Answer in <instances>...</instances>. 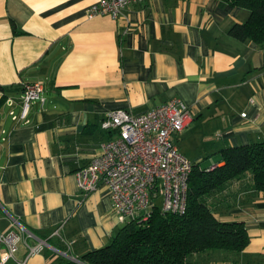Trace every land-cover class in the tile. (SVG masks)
<instances>
[{"label": "crops", "instance_id": "crops-1", "mask_svg": "<svg viewBox=\"0 0 264 264\" xmlns=\"http://www.w3.org/2000/svg\"><path fill=\"white\" fill-rule=\"evenodd\" d=\"M97 1L0 0V98H13L19 112L23 85L36 81L45 83L46 97L28 123L14 120L6 101L0 107V231L18 220L65 249L52 236L63 224L77 257L108 244L123 226L109 188L84 197L76 176L109 137L101 128L108 111L141 113L182 99L194 118L174 139L201 166L217 162L222 148L264 138V52L228 34L247 9L222 0H143L118 18L89 17ZM251 178L211 198L217 218L245 222V251H213L195 264H264V192ZM28 250L21 243L8 264H54L61 255Z\"/></svg>", "mask_w": 264, "mask_h": 264}, {"label": "built area", "instance_id": "built-area-1", "mask_svg": "<svg viewBox=\"0 0 264 264\" xmlns=\"http://www.w3.org/2000/svg\"><path fill=\"white\" fill-rule=\"evenodd\" d=\"M137 1L143 0H98L90 6L88 16L118 18ZM44 93L45 83L26 82L20 96L19 112L13 98L6 100L11 107L12 118L28 123L34 103H45ZM251 101L254 102L253 99ZM242 116H246V112H242ZM193 118L191 106L178 97L141 113L123 108L108 111L101 121V128L109 137L101 144L100 153L76 172L81 194L86 197L101 185H106L121 224L131 220L146 224L157 208L163 213L184 214L188 206L193 162L180 150L174 137L182 134ZM62 227L63 224L52 236L59 237L66 244L65 250L30 233L18 220H14L10 228L0 231V264L14 260L23 242L29 249L28 256L51 248L81 262L71 254L72 243L64 241ZM17 264H25V261Z\"/></svg>", "mask_w": 264, "mask_h": 264}, {"label": "trees", "instance_id": "trees-1", "mask_svg": "<svg viewBox=\"0 0 264 264\" xmlns=\"http://www.w3.org/2000/svg\"><path fill=\"white\" fill-rule=\"evenodd\" d=\"M222 1L249 11L245 21L229 27L228 34L242 42H255L264 52V0ZM4 101L2 96L0 107ZM247 174L252 186L264 192V138L222 148L218 161L210 165L193 162L184 214L154 209L149 222L122 224L108 244L78 256L81 262L58 255L54 264H195L213 251L241 253L250 242L245 222L217 218L211 198Z\"/></svg>", "mask_w": 264, "mask_h": 264}, {"label": "rangeland", "instance_id": "rangeland-1", "mask_svg": "<svg viewBox=\"0 0 264 264\" xmlns=\"http://www.w3.org/2000/svg\"><path fill=\"white\" fill-rule=\"evenodd\" d=\"M21 99V98H20ZM7 100V99H6ZM9 109L11 108L10 106L8 107ZM7 108V109H8ZM187 144L189 145V143L187 142ZM190 146V145H189ZM215 155V154H214ZM216 157H217V155H215ZM217 159V158H216ZM209 161V162H208ZM201 163H203L204 165H208L209 163H210V160H204L203 162H201ZM59 245H61V243H59ZM62 246V245H61ZM63 247H65V245H63ZM57 248H59V247H57ZM52 250H54L55 252H59V251H57V250H55V249H52ZM65 250V249H64ZM61 255H62V252H59ZM63 256H64V254H63Z\"/></svg>", "mask_w": 264, "mask_h": 264}]
</instances>
